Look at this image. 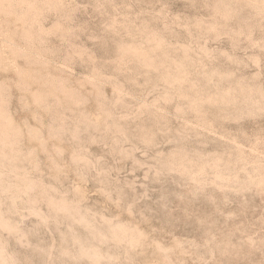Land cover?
<instances>
[{"label": "rangeland", "instance_id": "obj_1", "mask_svg": "<svg viewBox=\"0 0 264 264\" xmlns=\"http://www.w3.org/2000/svg\"><path fill=\"white\" fill-rule=\"evenodd\" d=\"M0 264H264V0H0Z\"/></svg>", "mask_w": 264, "mask_h": 264}, {"label": "bare ground", "instance_id": "obj_2", "mask_svg": "<svg viewBox=\"0 0 264 264\" xmlns=\"http://www.w3.org/2000/svg\"><path fill=\"white\" fill-rule=\"evenodd\" d=\"M63 210V209H62ZM121 234V233H120Z\"/></svg>", "mask_w": 264, "mask_h": 264}]
</instances>
